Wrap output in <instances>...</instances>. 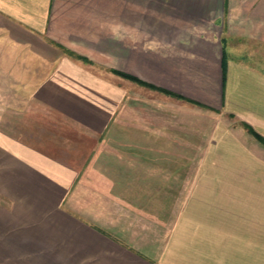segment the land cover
I'll list each match as a JSON object with an SVG mask.
<instances>
[{
    "label": "crops",
    "instance_id": "obj_1",
    "mask_svg": "<svg viewBox=\"0 0 264 264\" xmlns=\"http://www.w3.org/2000/svg\"><path fill=\"white\" fill-rule=\"evenodd\" d=\"M0 80L82 136L0 129V264H264V0H0Z\"/></svg>",
    "mask_w": 264,
    "mask_h": 264
},
{
    "label": "rangeland",
    "instance_id": "obj_2",
    "mask_svg": "<svg viewBox=\"0 0 264 264\" xmlns=\"http://www.w3.org/2000/svg\"><path fill=\"white\" fill-rule=\"evenodd\" d=\"M28 87H30V84L25 82L0 80V129L15 137L24 138L27 136L31 140H44V144L56 143L57 140L63 142L64 139H66L65 141L69 139L68 156H72L70 143L73 138L80 139L82 136H78L75 131L68 129L62 117L57 114H51L48 108L44 107L42 109L36 100H29L28 95L30 92ZM114 114L117 115L118 119L121 118L119 110L115 111ZM114 114L112 119L116 120L117 117ZM177 168L182 170L180 174L183 175L188 167L185 168L184 163L178 162ZM179 181L182 184L184 179L178 178V183ZM193 181L194 186L200 184L199 178H194ZM177 196L180 197V194ZM208 196L210 198L213 197L215 201V194ZM233 196V194L229 193L222 195L224 203L228 207L226 209L232 207L230 202H233Z\"/></svg>",
    "mask_w": 264,
    "mask_h": 264
},
{
    "label": "trees",
    "instance_id": "obj_3",
    "mask_svg": "<svg viewBox=\"0 0 264 264\" xmlns=\"http://www.w3.org/2000/svg\"><path fill=\"white\" fill-rule=\"evenodd\" d=\"M119 74H121L122 76H125L129 79H132L134 80L135 82H138L142 85H147V86H151V85H148L146 83H144L143 81L137 79L136 77H133L131 75H128V74H125V73H121L118 71ZM245 126V128L248 130V132H250V134H252L262 145H264V137L260 136L258 133H256L252 128H250L248 125L246 124H243Z\"/></svg>",
    "mask_w": 264,
    "mask_h": 264
}]
</instances>
